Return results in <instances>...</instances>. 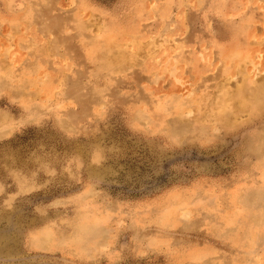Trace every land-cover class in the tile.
<instances>
[{"label": "rangeland", "instance_id": "374dc122", "mask_svg": "<svg viewBox=\"0 0 264 264\" xmlns=\"http://www.w3.org/2000/svg\"><path fill=\"white\" fill-rule=\"evenodd\" d=\"M0 264H264V0H0Z\"/></svg>", "mask_w": 264, "mask_h": 264}]
</instances>
